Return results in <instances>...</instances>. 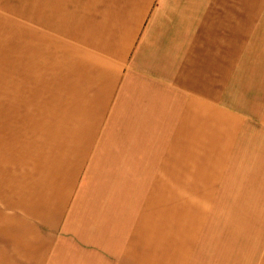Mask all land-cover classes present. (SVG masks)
Masks as SVG:
<instances>
[{
  "label": "crops",
  "instance_id": "1",
  "mask_svg": "<svg viewBox=\"0 0 264 264\" xmlns=\"http://www.w3.org/2000/svg\"><path fill=\"white\" fill-rule=\"evenodd\" d=\"M238 235L264 0H0V264H264Z\"/></svg>",
  "mask_w": 264,
  "mask_h": 264
},
{
  "label": "rangeland",
  "instance_id": "2",
  "mask_svg": "<svg viewBox=\"0 0 264 264\" xmlns=\"http://www.w3.org/2000/svg\"><path fill=\"white\" fill-rule=\"evenodd\" d=\"M255 14H261V11L258 12H254ZM176 209V206H175ZM239 221H244V220H239ZM238 242L240 241L241 243H245L247 245H243V246H248V249L250 248L251 244H258L257 242H260L259 240H261V238H264V236H260V235H238ZM236 242V240L234 241ZM254 242V243H251ZM255 254L259 252V250L254 251Z\"/></svg>",
  "mask_w": 264,
  "mask_h": 264
}]
</instances>
